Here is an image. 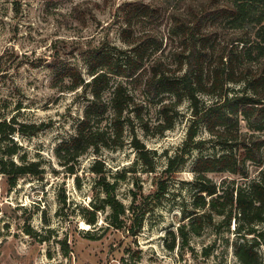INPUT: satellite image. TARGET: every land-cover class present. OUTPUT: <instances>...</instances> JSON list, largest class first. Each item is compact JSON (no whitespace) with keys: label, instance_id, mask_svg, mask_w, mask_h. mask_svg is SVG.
<instances>
[{"label":"trees","instance_id":"16d2710c","mask_svg":"<svg viewBox=\"0 0 264 264\" xmlns=\"http://www.w3.org/2000/svg\"><path fill=\"white\" fill-rule=\"evenodd\" d=\"M113 23L120 24L122 45L110 47L104 38L80 51L89 77L77 64L60 60L55 50L49 60L53 86L87 100L74 132L56 147L61 164L75 173L90 150L123 145L134 122L147 134L172 129L186 100L191 119L182 145L174 154L166 153L159 173L156 151L134 134L131 144L138 159L157 174L153 190L133 191L128 206L117 195L128 169L109 179L105 161L95 158L91 170L103 196L101 203L92 201L91 208L82 209L84 220L97 227L99 214L109 208V226L121 228L128 218V230L138 234L149 206L166 196L171 179L203 142L198 136L205 127L214 147L223 150L196 157L193 210L183 209L189 222L179 232L186 240L191 231L200 234L202 218L204 228L219 216L227 228L235 223L238 260L264 264L259 252L264 246V0H122L108 24ZM153 105L158 113L154 125L146 116ZM30 125L14 116L0 117V172L10 188L25 175L42 177L45 172L42 161L30 159L14 138L44 126ZM252 166L258 168L254 176ZM212 173L229 176L217 181ZM61 200L66 202V196ZM90 228L85 233L95 236Z\"/></svg>","mask_w":264,"mask_h":264},{"label":"rangeland","instance_id":"374dc122","mask_svg":"<svg viewBox=\"0 0 264 264\" xmlns=\"http://www.w3.org/2000/svg\"><path fill=\"white\" fill-rule=\"evenodd\" d=\"M121 1L0 0V117L14 116L31 125L43 123L39 131L16 133L14 138L30 159L41 160L45 167L42 177L25 175L13 188L0 172V264H242L234 249L239 237L234 222L227 228L215 216L203 228L202 218L200 234L191 231L185 240L179 232V226L189 222L183 209L187 213L193 210L196 157L223 150L214 147L205 127L198 136L203 142L171 179L166 196L149 206L138 234L128 230V218L121 228L109 226V208L99 214L97 227L83 218L82 209L91 208L92 201L101 203L103 196L97 174L91 170L95 158L105 161L109 179L128 169L117 189L118 197L128 206L133 191L153 190L156 171L165 167L166 153L174 154L182 145L191 119L186 100L172 129L147 134L134 122L126 129L123 145L102 148L99 153L90 150L76 164L75 173L61 164L56 147L74 132L87 100L53 86L49 60L55 50L60 60L77 64L89 77L81 49L98 45L104 38L110 47L123 44L120 24H108ZM157 114L156 105L146 113L152 125ZM134 134L156 151L155 172L138 159L131 144ZM257 170L251 167L252 176ZM211 176L220 181L229 174ZM63 195L66 202L61 200ZM88 228L95 236L85 233ZM259 252L264 261V246Z\"/></svg>","mask_w":264,"mask_h":264}]
</instances>
